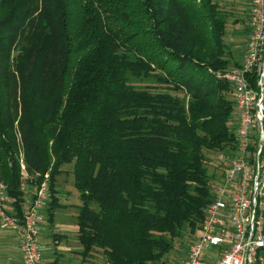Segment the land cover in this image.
I'll return each instance as SVG.
<instances>
[{"label":"trees","instance_id":"trees-1","mask_svg":"<svg viewBox=\"0 0 264 264\" xmlns=\"http://www.w3.org/2000/svg\"><path fill=\"white\" fill-rule=\"evenodd\" d=\"M35 2L0 0V182L10 215H23L21 142L31 184L48 174L50 220L62 207L55 179L72 165L82 264L96 249L108 264H167L213 200L207 153L235 143L232 88L216 77L239 66L224 13L217 0ZM22 40L19 119L9 65ZM154 78L161 88L130 82ZM257 80L249 76L255 91Z\"/></svg>","mask_w":264,"mask_h":264},{"label":"built area","instance_id":"built-area-1","mask_svg":"<svg viewBox=\"0 0 264 264\" xmlns=\"http://www.w3.org/2000/svg\"><path fill=\"white\" fill-rule=\"evenodd\" d=\"M249 35L237 69L216 73L232 88L235 143L217 159L221 177L204 211L183 264H264V0H250ZM258 76V91L249 76ZM48 198L42 182L22 218L0 210V220L17 242L21 264H45L39 219ZM4 189L0 185V206Z\"/></svg>","mask_w":264,"mask_h":264},{"label":"rangeland","instance_id":"rangeland-1","mask_svg":"<svg viewBox=\"0 0 264 264\" xmlns=\"http://www.w3.org/2000/svg\"><path fill=\"white\" fill-rule=\"evenodd\" d=\"M36 5L39 6V0H36ZM217 3L219 5L220 10L222 11L223 16H225L227 24H226V35L224 37V41L226 45L228 46L231 54H232V61L239 62L241 58L243 57L244 54V46H245V41H246V21L248 19V7H249V0H217ZM247 11V13H246ZM244 21V22H243ZM35 26V21L32 20L28 29L29 31L32 29V27ZM237 39L238 41H236ZM25 45V41L22 40L20 41L18 48L15 50L13 53V56L11 57L10 60V70L12 73V80H11V102L14 108V111H17V117L20 119L21 117V95H20V87H19V81H18V72H17V56L21 51V48ZM131 84L134 85L135 87L141 89L145 87H160L161 85L154 79L152 80H130ZM230 99H233V95L230 93L229 94ZM15 111V112H16ZM18 119V120H19ZM16 127L17 122H16ZM19 137V135H18ZM19 143V142H18ZM220 153V152H219ZM218 154H212V153H207L206 155V161L205 165L207 167V170L209 174H213V179L214 180V185L213 187H216L219 183L220 179L219 176L221 177L220 171L217 172V159H218ZM17 160L20 165V170H21V184L22 188H27V187H32L33 185L31 184V179L26 173L25 166L23 163V150L21 146V142L18 146V151H17ZM63 172L56 177L55 182L58 184V203L62 206L61 208L58 209H63L66 207L71 206L68 212L72 214V220L74 223V218L76 215V211L74 209L75 205H80V200H79V193L74 187V178L72 174V165H66L62 167L61 169ZM219 180V181H218ZM49 177L48 174H46L41 182H38V185L42 182H46L48 184L49 188ZM217 184V185H216ZM1 187L4 189V201L0 206V210H4L6 214L8 213L6 210V207L8 206L7 202V193H6V187L3 184V182H0ZM31 189V188H30ZM55 189H57V185L55 186ZM49 198V196H48ZM50 198L48 199L46 205H44V209L47 210L48 204H49ZM66 202L64 204L63 202ZM11 203V202H10ZM26 203V201H25ZM64 204V205H62ZM6 209V210H5ZM58 209H55L54 212H57L56 215L61 214L62 212L57 211ZM9 214V213H8ZM46 215V214H45ZM16 217V216H15ZM69 223V222H68ZM70 231L67 233V240L63 241L60 238L59 239H54L53 235H50L47 240L49 241V249H48V259L47 257H44L45 255V246L43 245L42 241H39V246L41 248V253L43 260L45 264H62L63 262L61 260H65V263L63 264H76L77 262L81 263L80 257L76 255L75 251H70L63 253L62 250L56 249L57 246L59 245H65V243L68 244V242H71V244L75 240V232L73 225L70 224ZM6 227L3 225V223L0 220V230H4ZM7 229V228H6ZM5 229V230H6ZM46 226L43 224L42 228L40 229V235L46 232ZM77 229V227H76ZM10 231V230H9ZM59 234H56V236ZM197 237V232L196 234H191L188 233L187 231L184 232V235L180 240L175 241L173 249L169 252V254L164 258L167 264H183L186 257H187V251L188 247L195 241ZM75 243V242H74ZM17 244V242H16ZM76 245L81 250L80 244L76 241ZM73 246V244H72ZM55 251V252H54ZM54 252V253H53ZM61 253L63 257L59 258V254ZM77 256V257H76ZM75 258V259H73ZM54 262V260H56ZM70 259V260H68ZM67 261V262H66ZM77 261V262H76ZM15 264H19L18 260L15 258ZM77 263V264H78ZM85 264H108L106 257L104 253L101 250H93L92 255L90 259L88 260L87 263Z\"/></svg>","mask_w":264,"mask_h":264},{"label":"crops","instance_id":"crops-1","mask_svg":"<svg viewBox=\"0 0 264 264\" xmlns=\"http://www.w3.org/2000/svg\"><path fill=\"white\" fill-rule=\"evenodd\" d=\"M246 13H247V11H246ZM249 15H250V0H249V7H248V19H247L246 24H245L246 25V41H245L246 43H245V46H244V54H245L246 44H247L248 35H249V26H248ZM235 40L238 41L237 39H235ZM244 54H243V57H244ZM243 57L241 58V60L238 63L236 62L239 66H240V64L242 62ZM239 66L238 67H231L230 69H237V68H239ZM56 185H57V189L56 190H57V193H58L59 188H58L57 182H56ZM36 187H37V185L30 187L31 189L29 187L22 188V185H21L20 191L22 192V199H23L22 211L23 212L30 205V203H31V201H32V199L34 197ZM48 196H49V194H48ZM57 196H58V194H57ZM48 199L49 198H47V200L44 202V205H46ZM25 201H26V203H25ZM7 202H8V206L6 207L7 210L6 209L5 210L9 214H11L13 212V207H12L13 200L10 199L7 196ZM63 203L66 204L65 201ZM64 204H62V205H64ZM44 205H43V208H42V210L40 212V219H39V223H38L39 224V241H42L43 245L45 246V250H44L45 251V255H44V257H47V259H48L49 241L47 240V238H49L50 235H53L54 239H59L60 238L63 241L67 240L66 238H67L68 231H70V227H69L70 224L73 225L74 232L76 234L75 235V240H74L75 243L73 242L72 243L73 246H72L71 242H68V244L65 243V245L57 246L56 249L62 250L63 253H66V252L68 253L70 251H75L76 255H77V253L81 251V250H79V248L76 245V241H77L76 216H77V213H78V207L80 205L76 204L75 207H74V209L76 211V215H75V218H74V223H73V221H71L72 220V214L68 212L69 210H72V209H70L71 206L63 208V209H58L57 211H60L62 213L59 214V215H56L57 212H54L52 220H50V216H49L50 201H49V204H48L49 206H48L47 210L44 209ZM43 224L46 226V228H47L46 230L47 231L40 235V229L42 228ZM5 229L4 230H2V229L0 230V264H15L14 263L15 262V258L18 260L19 264H21V256H20V252H19L18 246L16 244V241L14 239V235H13V233L11 231H9V229H6V230ZM56 234H59V235L56 236ZM58 254H59V258L63 257V255L61 253H58ZM73 259H75V258H73ZM68 260H70V259H68ZM55 261H57V259L54 260V262ZM60 261L65 263V260H61V258H60ZM74 263L75 262H73V264ZM78 264H80V263H78Z\"/></svg>","mask_w":264,"mask_h":264}]
</instances>
